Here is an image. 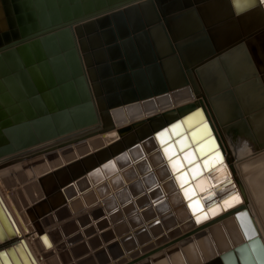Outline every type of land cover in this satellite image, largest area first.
<instances>
[{
  "label": "water",
  "instance_id": "obj_1",
  "mask_svg": "<svg viewBox=\"0 0 264 264\" xmlns=\"http://www.w3.org/2000/svg\"><path fill=\"white\" fill-rule=\"evenodd\" d=\"M261 2L0 0V168L47 142L98 126L85 133L89 137L120 124L117 139L108 145L38 178L44 197L28 209L31 217L51 213L76 177L97 172L135 148L139 160L144 151L158 152V165L175 177L196 167L207 178H216L219 168L228 173L222 147L226 131L246 135L253 151H263L264 126L256 122L264 111ZM160 97L165 98L148 110L155 112L143 119L113 115L117 108ZM210 156L216 162L206 167L203 161ZM195 178L180 187H191ZM216 179L215 194H189L192 201L203 199L205 208L196 204L184 216L186 225H178L182 218L171 212L174 225L156 241L131 245L128 255H115L105 264H136L179 242L176 251L182 252L229 224L245 225L247 231L193 264H264L263 238L248 206H238L239 199L223 212L206 210L218 199L235 197L228 174ZM129 233L124 239L134 241ZM40 237L48 242L45 233ZM170 251L163 256L170 257ZM0 264H35L1 200Z\"/></svg>",
  "mask_w": 264,
  "mask_h": 264
},
{
  "label": "bare ground",
  "instance_id": "obj_2",
  "mask_svg": "<svg viewBox=\"0 0 264 264\" xmlns=\"http://www.w3.org/2000/svg\"><path fill=\"white\" fill-rule=\"evenodd\" d=\"M164 98H153L117 108L113 115H124L125 121L140 120L155 112L148 110L156 107ZM259 117L257 124L264 126V111ZM250 123L253 124L252 121ZM119 126L117 123L113 129L85 137V133L98 131L99 127L95 126L47 142L18 154L20 160L0 168V200L35 264H105L115 255L126 256L131 245L138 248L148 240L156 241L159 233L174 225L171 212L182 218L177 221L178 225H186L184 216L194 212L198 208L196 204L205 208L203 199L200 203L192 201L187 199L189 194L199 191L204 197L210 196L214 193L212 182L216 178L225 179L227 174L233 182L235 197H228L223 202L218 199L219 203L207 206L206 210L210 214L217 213L240 199L238 206L249 207L264 242V162L252 168L247 166L251 159L263 157L264 150L258 153L253 151L252 140L246 135H236L235 131L223 132L225 142L223 141L222 147L228 171L226 175L225 170L219 168L216 170L219 171L216 178L209 174V179L198 175V168L191 167L189 172L196 178L192 180V188L189 186L183 189L180 187L183 181L193 179L189 172L184 171L176 177L172 173L168 174L164 167L158 165L161 160L158 152L146 153L142 149L145 156L143 160H139L137 157L140 150L135 148L127 152L128 156L124 155L104 164L97 172H85L82 177H76L73 185L60 193L62 201L51 213L31 217L28 209H34L36 202L44 197L38 178L108 145L117 139ZM72 138H77V141L65 143ZM62 142L65 144H61ZM53 146L55 148L51 149ZM215 162L213 156L203 161L206 167H212ZM177 164L178 161L174 162V165ZM8 184L13 187L9 191ZM186 204L189 206L183 209L181 206ZM242 231H247L245 225L240 227L229 224L224 232L221 230L222 233L217 232L213 238L194 241L191 248L186 246L182 252L176 251V248L179 249V242L170 247V257L163 256L170 249L164 248L136 264H146L149 261H152L149 264H193L204 258L203 254L210 255L216 247L225 248L229 243L238 242ZM125 232H130L134 241L125 240ZM41 233H45L49 244L40 237ZM70 241L75 242L69 246ZM83 253L86 255L80 257Z\"/></svg>",
  "mask_w": 264,
  "mask_h": 264
},
{
  "label": "rangeland",
  "instance_id": "obj_3",
  "mask_svg": "<svg viewBox=\"0 0 264 264\" xmlns=\"http://www.w3.org/2000/svg\"><path fill=\"white\" fill-rule=\"evenodd\" d=\"M262 162H264V155H263V157L262 156H257V158L255 157V159H251V161H249L248 162V164H247V166L249 167V168H252V167H256V166H258L260 163H262ZM13 188L11 185H7V190L9 191V189L11 190V188ZM121 220V219H120ZM102 231L104 230V228H102L101 229ZM127 232H125V233H123V234H126ZM160 234V233H159ZM71 239V238H70ZM75 240V239H74ZM130 239H128L127 241H129ZM75 241H70V245L69 246H71L73 243H74ZM98 247V246H97ZM86 254H82V255H80V257H83V256H85ZM203 257H206V255H204L203 254Z\"/></svg>",
  "mask_w": 264,
  "mask_h": 264
},
{
  "label": "crops",
  "instance_id": "obj_4",
  "mask_svg": "<svg viewBox=\"0 0 264 264\" xmlns=\"http://www.w3.org/2000/svg\"><path fill=\"white\" fill-rule=\"evenodd\" d=\"M236 1H244V0H236ZM261 5H263V7H264V3H263V1L261 2ZM258 57V56H257ZM258 126H260L259 124H257Z\"/></svg>",
  "mask_w": 264,
  "mask_h": 264
}]
</instances>
